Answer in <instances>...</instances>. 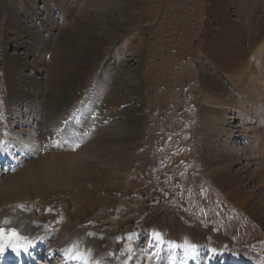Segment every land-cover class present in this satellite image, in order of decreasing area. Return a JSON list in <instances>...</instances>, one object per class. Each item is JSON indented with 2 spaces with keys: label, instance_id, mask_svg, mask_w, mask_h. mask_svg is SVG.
I'll use <instances>...</instances> for the list:
<instances>
[{
  "label": "rangeland",
  "instance_id": "374dc122",
  "mask_svg": "<svg viewBox=\"0 0 264 264\" xmlns=\"http://www.w3.org/2000/svg\"><path fill=\"white\" fill-rule=\"evenodd\" d=\"M15 1L26 12V9L30 10V23L38 25L39 32L49 39L47 49L40 45L47 51L43 57L44 69L35 70L40 75L36 77L35 82L40 86L45 88L48 86L49 81L53 79L52 75L54 76V73L48 74L52 65L57 60L67 59L65 55L67 56L68 51L72 53V48H69L71 42L81 38L77 37L72 29H81L89 36L92 34L95 40L92 54L96 59L89 62L91 65L83 67L85 76L72 82L71 89H67V94L71 98L64 102V108L54 119L53 123H56L53 127L54 134L47 136L48 143L45 144L61 148L63 147L61 141L70 140V133H73V136L77 135L79 139L66 151L67 155L73 151L75 154L73 157L88 165H92L91 159L95 162H98L96 161L98 159L103 160L106 166H116L129 160L124 173L119 171L117 174L110 169L105 170L106 175L114 181L112 184L104 185L97 190L49 189L41 192L37 199H33L35 203L33 205L39 209L41 219L50 217L62 220L53 223L54 226L62 225L58 238L68 236L64 233V228L68 226L66 219L73 214L81 224L92 225L89 231L99 230V238L92 236L93 233L90 234L92 238L107 239L106 246L108 242L113 241L116 249L122 247L123 251H126L129 245H124L123 240H118L119 247H116L117 232L123 234L139 230L143 235V230L149 228L152 220L157 222L160 215H166L168 218L172 216L176 218L175 215H178L182 218L187 214L188 219L196 225H202V230L211 226L219 233L225 232L230 239L243 246L240 248L237 244L240 249L245 248L249 251L250 247L259 249V246H264V229H261L258 219L236 206L228 192L217 185L215 177L205 165L207 158L203 156L205 152L203 143L208 138L207 134L204 136L203 133L207 130L204 126L206 119L203 116L205 111L203 95L206 92L202 81L204 70L212 72L216 78L227 77L209 58V52L206 53L203 49L207 32L218 24L217 16L215 17L212 12V0H140L139 10L135 11L132 18L112 24L113 35L110 37L103 35L106 25H97L96 16H91L92 19L83 22L79 13L86 10L94 15L111 0H73L75 2L70 7L72 12L62 7H66L63 2L68 0ZM31 1L37 2L35 3L37 7L33 6L34 3L29 4ZM251 1L253 11L258 8L251 16L258 15L255 18L258 21L264 15V0H256L257 3ZM4 2L5 0H0V29L3 20L6 21L2 13ZM120 2L122 0L118 1L119 4ZM231 2L233 7H230L228 12L230 20H233L237 15V6L235 0ZM112 10V7H108L109 12ZM50 15H56L54 21L58 23L51 28L48 25V20L52 19ZM255 20L253 22H256ZM247 22L250 23L249 33L250 29L252 31L258 29V26L250 28L251 22L248 20L244 21L243 25L247 26ZM95 33L98 37L102 36L103 40ZM7 35L6 30L0 32V116H2L0 130H7L8 133L12 126L10 95L13 91L5 63ZM10 38H12L10 48H16L17 45L24 47L17 36ZM70 38L72 39L69 42L65 41ZM246 44L252 45V38ZM60 47H63V51ZM256 61L258 59H253V65L259 75H262L263 61ZM24 74L25 72L23 77ZM26 74L30 75L32 72L27 71ZM26 79L29 82L35 80L31 76ZM228 82L229 84H224L228 94L233 96L243 94L231 79ZM56 84L57 82L54 85ZM16 89L20 95L26 94L25 88ZM53 93V89L49 91L43 89L44 96L38 94L40 96L37 102L41 101V105L45 107ZM210 95L208 96L211 97ZM18 103L20 105L22 102ZM22 105L25 110V104ZM30 105L37 107L35 102ZM48 110L50 109L40 111L41 117L40 119L38 117V120L41 124L46 123L50 112ZM235 116L233 114L231 117ZM133 117L139 119L136 124ZM29 121L31 126L39 123L34 118ZM235 121L240 122L239 119ZM23 126L22 123L18 124L14 131L23 133L22 130L25 129ZM38 127L34 129L37 130ZM21 137L27 138L23 135ZM214 138L222 143L220 146L230 147L222 137ZM162 140L165 145L167 143L163 152ZM139 143L145 146L135 150L139 148ZM76 144H79V147L75 148ZM34 145L28 144L38 153L28 161L31 164L36 162L37 155L43 158L40 152L41 144L39 143L40 149L38 146L36 149ZM254 146L256 147V144ZM242 147L244 146H238L239 149H243ZM22 165L18 171L26 166L25 163ZM9 174L13 173H7L3 178L6 179ZM116 190L119 192L114 193ZM48 209L52 211L45 213ZM185 223L188 224V221L185 220ZM75 224L73 223L77 229L88 228ZM152 225L153 223L151 228ZM113 234L116 235L111 237ZM145 242L148 243L149 240ZM136 245L137 243L134 247ZM140 246L146 250L143 244ZM131 256L136 257V253ZM159 256L160 250L156 261ZM150 262L151 260L144 259V264Z\"/></svg>",
  "mask_w": 264,
  "mask_h": 264
},
{
  "label": "bare ground",
  "instance_id": "6f19581e",
  "mask_svg": "<svg viewBox=\"0 0 264 264\" xmlns=\"http://www.w3.org/2000/svg\"><path fill=\"white\" fill-rule=\"evenodd\" d=\"M118 1L120 0H111L109 4L107 3L108 6L99 8L94 15L85 10L79 13V16L83 19V22L84 20L92 19L91 16H96L97 25H106V28L102 32L103 35L110 37L113 35L112 24L119 23L118 21L120 20L132 18L135 11L139 10L140 0H122L120 4ZM254 1L256 2V0ZM15 2V0H5L2 13L6 21L3 20L4 23L0 29V32L3 33L6 30L8 34L5 38L7 49L5 63L8 67V74L10 75L9 83L13 91L10 95L12 126H10L11 129L8 130L7 135L4 134L6 131L0 130V142H2L0 143V160L3 161H0V227L6 230L15 228L21 236L27 237V240L22 241L23 243L31 240L35 245L30 248L32 254L40 256L44 251L46 262L35 264H121L122 260L117 259V257L126 258L123 248L117 246V239L122 237V232L121 235H118L120 233L117 232V236L115 237L116 247L119 248L116 249L113 246V241L108 242L106 246L107 239H102L103 241L98 239L100 235L98 229L89 231V227L92 229V225L81 224L71 214L66 219L68 226L64 228V233L68 236L63 239L58 238L62 225L56 224L54 226L53 223H58L62 220L60 218L51 219L50 217L48 219H41L39 217V209L33 205V199L42 194L41 192L49 189L83 190L85 188V190H89L93 188L97 190L104 185L112 184L114 181L110 176L106 175L105 170L110 169L117 174H119V171L124 173L129 165V160H125L116 166H106L104 161L99 159L96 160L98 162L91 159L92 165H88L73 157L75 156L73 151V153L71 152L67 155L66 151L71 149L74 146V141L79 139L77 135L73 136V133H70V140L64 139L61 141L63 145L61 148H58L56 145L45 144L48 143L47 136L52 135L53 127L56 125V123H53L54 119L59 116L64 108V102L71 98L67 94V89H71L73 86L72 82L80 79L81 76H85V69L83 67L91 65L89 62L96 59V56L92 54L95 40H93L92 34H90V38L81 29H72V32L77 37L81 36V38L71 42L69 48H72V53H70V50L68 51L67 56L65 55L67 59L63 58V55V59L57 60L52 65V69L48 74L54 73V76L52 75L53 79L49 81L48 86L46 88L40 86L35 82L36 77H40L35 70L36 68H40L42 71L44 69L45 60L43 57L47 53L45 49L49 45V39L46 35L39 32L38 25L30 23V10L26 9L27 13L24 8H21ZM74 2L73 0L63 2L66 6H62L63 9L72 12L70 7L73 6ZM235 2L236 5L233 3L237 6V15L235 19L230 20L231 16L228 10L230 7H233L231 0H212V12L215 17L217 16L218 24L207 32L204 41L206 43L204 47L207 51L205 48L203 49L206 53L209 52V58L215 65L221 68L227 77L219 75L221 78H216L212 72L204 70L202 81L206 92L203 95V101H205L203 116L206 119L204 126H206L207 130H204L203 133L204 136L207 134L208 138L203 143V146H205L203 156L205 159L207 158V164L205 165L215 177L217 185L228 192L233 198L231 201L236 206L256 217L261 224V229H264V15L260 20L256 21L255 18L258 15L252 17L251 13L255 14L258 8L253 11V5L250 3L252 2L251 0H235ZM31 3H34L33 6L37 7L35 4L37 2H29V4ZM108 7L113 8L112 12L108 11ZM61 14L63 15V13ZM50 17L52 19L51 21L48 20L49 28L58 24L55 23L56 15H50ZM246 20L251 22L250 28L258 26V29L255 28L253 31L250 29L249 33L248 28L250 23L248 24L247 22V26L243 25ZM254 20L256 22H253ZM10 36H17L24 47L21 48L17 45L16 48H10L9 43L12 41ZM72 38L65 41L69 42ZM98 38L103 40L102 36ZM251 38L252 45L246 44ZM113 41L115 42L116 39ZM40 45L45 46V49H42ZM60 50L63 51V47H60ZM253 59L263 61L261 66L263 70L262 75H259V72L253 65ZM27 71L32 72V74H26ZM24 72L25 78L22 76ZM136 73H138V70H136ZM29 76L35 78L34 84L27 81L26 78ZM228 77L241 89L240 91L243 94L234 96L228 94L227 88L224 86V84H229L228 80L230 79ZM56 82L57 84L54 85ZM18 87L25 88L26 94L20 95L17 93L16 88ZM43 89L46 91L50 89L54 90L45 107L42 106L43 104L41 105V101L37 102L38 96H40L38 94L42 95ZM207 94L211 97L213 96L212 98L215 100ZM235 94L237 93L235 92ZM18 102L25 104L24 107L26 109L23 110L22 103L19 105ZM34 102L37 106L36 108L30 105L34 104ZM46 108H49L50 110L48 111L50 112L46 123L41 124L38 117L40 119V111ZM223 113H227V115ZM233 114L236 115L235 118L231 117ZM228 115L231 116L228 117ZM31 118H34L39 123L36 126L35 124L31 126L29 121ZM237 119H239V123H236L235 120ZM134 121L136 124L139 119L134 118ZM21 123L25 128L22 130L23 133L15 132L14 129ZM34 127H38L37 130ZM21 135L27 138L23 139ZM216 136L222 137L223 141L230 145V147L220 146L222 143H219L214 138ZM93 141L94 139L91 142ZM4 142L7 143L6 146L3 145ZM39 143L41 144V149ZM28 144H33L36 149L38 146V149L43 154V158L37 155L36 162L33 164L28 161L38 153L33 147L28 146ZM254 144H256V147ZM49 145L50 147L47 149ZM238 146L244 147H242L243 149H239ZM138 147L135 150L142 148L143 145L139 143ZM65 148L67 150H64ZM84 149L86 150L87 147ZM23 163L26 166L18 171V168L23 167ZM11 169H15L16 172ZM11 172L13 174H9L6 179L3 178L7 173ZM89 172L90 175L88 176ZM6 181L11 182L5 184ZM115 192L119 191L116 190ZM22 206L25 208L22 209ZM172 215L175 214L172 213ZM175 216L176 218L174 216L168 218L166 215H160L157 222L155 220L151 221V224L153 223L152 228L150 224L149 228L145 230L150 234V237L153 233L159 234L163 241L155 247L160 250L158 260L153 263L155 260L152 261L151 259L150 264H199V262H202L203 250H205L200 245H210L209 249L215 248L217 250L223 248L227 250L236 257L235 263L264 264V254L262 258L254 257L250 259L251 252L246 251L248 249L245 248L240 249L238 245L234 246L233 240L229 236L222 235L212 227L202 230V225H196V223L188 219L187 214H184L182 218L178 215ZM185 220L188 221V224L185 223ZM72 222L81 227L88 226V228L84 229L82 227L83 229H77ZM92 233V236L98 238H92L90 236ZM116 234H113L111 237H114ZM111 237L109 238L112 239ZM164 240L167 243H164ZM169 241L174 242L178 247L175 250H170L168 247ZM186 242L196 245L195 259L187 254L185 248L181 247V244L183 246ZM74 245L75 248L73 249ZM69 249L78 251L83 259L79 262L66 261L64 253ZM176 252L177 254H175ZM180 252H184V255L182 256ZM134 253L135 250L131 254H128L134 255ZM8 257L9 259L6 261V264H17L12 253H8ZM28 260L29 258L25 257L24 263L31 264L28 263Z\"/></svg>",
  "mask_w": 264,
  "mask_h": 264
},
{
  "label": "snow or ice",
  "instance_id": "6c2138e0",
  "mask_svg": "<svg viewBox=\"0 0 264 264\" xmlns=\"http://www.w3.org/2000/svg\"><path fill=\"white\" fill-rule=\"evenodd\" d=\"M0 119H2V116H0ZM5 135L8 133L5 132ZM2 143V142H0ZM75 147H79V144H76ZM75 150V148H73ZM12 171H15V169H11ZM47 211L51 212V209H48ZM138 239V236L136 237H129V239ZM27 240V237L21 236L18 231L15 228L11 229H5L3 227H0V264H6V261L9 259L8 253H12L16 259L17 264H24V258H34L32 256V253L30 251L31 247H34V243L31 240H28L27 243H23L22 241ZM162 238L159 234L153 233L151 236V239L149 241V247L157 246L160 243H162ZM168 247L170 250H175L178 245H176L174 242L169 241ZM185 248V251L187 254L195 259L196 257V245L195 244H188L187 242L185 245L181 246ZM75 248V245L73 246V249ZM73 249H69L64 253L65 260L66 261H76L79 262L83 258L78 253V251H74ZM128 252L131 254L133 252V249L131 245H129ZM211 259L214 255L217 254V250L215 248L209 249ZM132 259V256L129 255L128 261L125 262V264H129V261Z\"/></svg>",
  "mask_w": 264,
  "mask_h": 264
}]
</instances>
